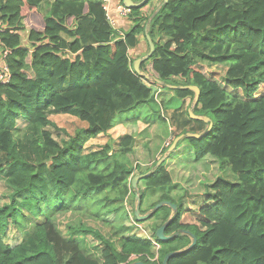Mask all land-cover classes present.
I'll return each instance as SVG.
<instances>
[{
    "label": "trees",
    "instance_id": "obj_1",
    "mask_svg": "<svg viewBox=\"0 0 264 264\" xmlns=\"http://www.w3.org/2000/svg\"><path fill=\"white\" fill-rule=\"evenodd\" d=\"M47 1L0 0V59L7 50L10 71V82L0 84V181L11 191L9 202L0 196V264H162L172 252L180 253L167 264H264V0H168L148 26L147 1L130 10L124 39L107 21L103 0ZM30 15L41 17L43 29H27ZM146 26L155 50L140 72L150 65L162 82L199 88L193 113L213 126L199 139L186 140L196 161H225L238 178L232 183L217 177L194 209L175 202L170 188L164 190L172 177L163 162L152 170L158 158L137 174L116 159L117 152L135 146L132 135L97 143L117 114L155 96L151 87L158 85L133 71L144 55L129 56L140 37L148 52ZM201 62L225 65L222 83L216 71L205 75ZM169 89L182 105L160 119L175 138L204 134L208 124L188 115L194 93ZM56 116L84 126L58 142L50 130L57 129L51 121ZM19 120L25 128L16 136ZM100 161L106 172H87ZM150 170L142 179L143 193L137 189L140 214L169 201L177 206L173 216L164 206L138 222L133 209L134 224L117 228L115 240L94 227L79 224L63 233L56 224L54 219L68 212L107 220L124 208L128 195L135 202L131 181ZM145 190L153 196L162 192L147 210ZM97 202L102 204L88 208ZM170 218L164 234L173 238L159 241L155 233ZM144 224L150 237L133 233ZM182 230L197 240L190 250L192 239ZM90 235L98 242L96 255L81 245Z\"/></svg>",
    "mask_w": 264,
    "mask_h": 264
},
{
    "label": "rangeland",
    "instance_id": "obj_2",
    "mask_svg": "<svg viewBox=\"0 0 264 264\" xmlns=\"http://www.w3.org/2000/svg\"><path fill=\"white\" fill-rule=\"evenodd\" d=\"M148 2L149 3L147 4V7L150 8L151 12L153 13L156 10L155 8L161 4L162 0H148ZM47 3L48 1L45 2L46 5ZM45 12L46 7L44 6L41 10V15H43ZM105 14H114L111 6H109L108 12L106 11ZM25 23L27 25V29H43L40 16L36 17L34 15H30L26 18ZM129 28L130 24H127L123 29H116V32L117 34H124ZM119 31H123L124 33H120ZM22 36L23 44L28 45L26 41V32L22 33ZM146 51L147 45L143 37H140L139 45L136 49L130 51L129 56L131 58L135 56L139 57L145 55L147 53ZM199 66L205 75H209V73L216 71L219 76L217 81L222 83L223 74L226 70L225 65L201 62L199 63ZM145 73L151 75L153 78H157L150 65L146 67ZM163 83L164 86H156L157 92L152 100L139 104L128 112L117 114L113 119L111 127L104 135L99 138L97 142L102 146L106 142L114 143L122 135H132L136 140L135 146L131 151L126 153L117 152L116 159L124 163L127 167H133L135 174L152 166L157 158L159 160L163 159L169 149H167L166 146H168V144L175 139L174 130L169 129V123L167 121L161 120L160 117L167 118L169 113L181 108L182 101L174 95L172 90L166 87L172 86L170 80L164 81ZM185 102H188V100ZM51 121L57 126L56 131L52 129L50 130L54 139H56L58 142L67 141L70 137H73L76 134L78 129L84 126L76 119L68 116L52 117ZM17 126L18 127L15 130V134L16 136H20L24 131L25 122L23 120H19ZM163 151L165 152L162 154ZM113 164L114 163L112 162L108 169H110ZM163 164L166 166V169L169 171L172 177V184L164 190L166 191L170 188L167 193L173 198L175 202L181 200L178 203H182V206L186 209H194L200 202H202V195L206 191V187L210 185L217 177H221L232 183L238 182L237 176L231 171L225 161L220 162L214 160V158L211 157H207L201 162L196 161L193 149L190 147L186 139L178 141L175 148L163 161ZM102 171H107L103 161L92 163L88 165L87 168V172L98 173ZM142 183L143 181L141 180L139 182V187L137 185V189H140L143 193ZM10 192V189L7 188L5 183L0 181V196L4 199V201H10ZM144 193L145 199L142 209L147 210L150 209L151 204L157 201L158 195H160L162 192H157L158 194L155 196L152 195V192L147 190H145ZM123 203L124 208H122L119 212L110 215L109 217H107V215L100 214L102 217H107V220L99 221L93 219L90 216H85L79 213L72 214L70 212L63 213L57 216L54 220L63 233H66L70 226H78L79 224H82L84 226L94 227L102 234L112 237L114 233H116L117 228H120L121 226L128 227L129 223L134 224L132 216L133 209L135 210L137 203L136 198L135 202L132 203L131 196L128 195L124 199ZM101 204L102 202L89 204L88 208H96ZM138 229L133 230L135 235L144 238L150 237L147 224L138 225ZM123 235L125 236L126 232H124ZM117 236L112 237L111 240H115ZM81 245L83 249H90V252H92L93 255L97 254L96 247L98 242L93 239L91 235L84 237L81 241Z\"/></svg>",
    "mask_w": 264,
    "mask_h": 264
},
{
    "label": "water",
    "instance_id": "obj_3",
    "mask_svg": "<svg viewBox=\"0 0 264 264\" xmlns=\"http://www.w3.org/2000/svg\"><path fill=\"white\" fill-rule=\"evenodd\" d=\"M148 0H141L139 2H134L133 0H123L122 1V4L126 7V8H129L130 10L131 9H135V8H140L142 7L143 5H145L147 3ZM168 0H163L162 4L156 9V11L151 15V17L149 18V21L147 23V26L149 24V22L154 18V16L159 12V10L161 9V7L167 3ZM147 26L145 28V38H146V42L148 44V52L146 55L136 59L133 63V71L135 73H137L138 75H140L143 79L147 80V81H151V82H154L155 84H157L158 86H164V83L162 81H160L159 79L157 78H153L151 77V75L149 74H146V73H141L140 72V68L139 66L146 62L147 60H149L153 53H154V50H155V47H154V44L151 40V38L149 37L148 33H147ZM167 88H171V89H181V90H189L191 92L194 93V98H193V102H192V105L190 106V108L188 109V115L190 117V119H193V120H196V121H203L204 123L208 124V129L206 130V132L202 135H199V134H194V133H186V134H183V135H179L178 137H176L169 149H168V152L167 154L163 157V159H160L157 163H156V166L154 167V169L158 166L161 165V163L166 159V157L169 155V153L175 148L176 144L178 143V141L182 140V139H199L201 136L207 134L212 126H213V123L211 122V120L208 118V117H202V116H196L194 113H193V109L196 107V105L198 104V101H199V96H200V90L198 87L196 86H182V87H177V86H166ZM151 96L155 95L156 91H157V87L155 86H152L151 87ZM153 169V170H154ZM151 172V171H150ZM150 172H147L146 174L144 175H136L133 177L132 179V183H131V187L133 189V191L135 192V198H136V206H135V210H134V218L138 221V222H143V221H146L147 219H149L157 210L161 209L162 207L164 206H167L169 207L171 210H172V216L174 215V213L177 211V206L172 204L171 202L169 201H161L159 203H157L153 209L150 211V213H147L145 215H141L140 214V198H139V192L137 190V184L140 180L146 178ZM171 221V218L165 222L159 229H157L155 235H156V238L159 240V241H168L170 239L173 238V236H165L164 234V231H165V228L166 226L170 223ZM181 234H186L188 236L191 237L192 239V243L187 247L186 250H190L191 248H193L196 244V238L194 236H192L191 233L187 232V231H181ZM179 233H176L175 236H178ZM180 252H172V253H168L165 258L163 259V262L162 264H167V262L169 261V259L173 256H176L177 254H179ZM133 264H143L142 262H134Z\"/></svg>",
    "mask_w": 264,
    "mask_h": 264
},
{
    "label": "built area",
    "instance_id": "obj_4",
    "mask_svg": "<svg viewBox=\"0 0 264 264\" xmlns=\"http://www.w3.org/2000/svg\"><path fill=\"white\" fill-rule=\"evenodd\" d=\"M111 0H103V9L108 12ZM113 10V9H112ZM105 11V13H106ZM114 15L120 19H126L130 13V9H127L123 4H118L113 10ZM113 15L106 14L107 21L115 30L118 29L116 18ZM4 32V27L0 21V36ZM118 37L124 39V34H118ZM8 55V51L3 52V56L0 59V84L7 85L10 82V71L7 66L6 56Z\"/></svg>",
    "mask_w": 264,
    "mask_h": 264
},
{
    "label": "crops",
    "instance_id": "obj_5",
    "mask_svg": "<svg viewBox=\"0 0 264 264\" xmlns=\"http://www.w3.org/2000/svg\"><path fill=\"white\" fill-rule=\"evenodd\" d=\"M52 1L53 0H48L49 3L52 2ZM118 2H119V0H111L110 6L112 7L113 10H115L116 5L120 4ZM113 16H115V15L113 14ZM115 18H116V21H117L118 29H123L124 27H126L127 24H129V22L126 19H120V18H118L116 16H115ZM119 32L120 33H124L123 31H119ZM169 129H171V128H169ZM136 167H137V165H136Z\"/></svg>",
    "mask_w": 264,
    "mask_h": 264
},
{
    "label": "bare ground",
    "instance_id": "obj_6",
    "mask_svg": "<svg viewBox=\"0 0 264 264\" xmlns=\"http://www.w3.org/2000/svg\"><path fill=\"white\" fill-rule=\"evenodd\" d=\"M161 4H162V3H161ZM161 4H160V5H161ZM160 5H159V6H160ZM159 6H158V7H159ZM158 7H157V8H158ZM157 8H156V9H157ZM127 9H129V8H127ZM155 11H156V10H155ZM155 11H154V12H155ZM154 12H153V13H154ZM153 13H152V14H153ZM150 17H151V16H150ZM154 17H155V16H154ZM150 22H151V21H150ZM153 169H154V168H153ZM153 169H152V170H153ZM152 170H150V171H152ZM150 171H149V172H150ZM131 183H132V181H131Z\"/></svg>",
    "mask_w": 264,
    "mask_h": 264
},
{
    "label": "flooded vegetation",
    "instance_id": "obj_7",
    "mask_svg": "<svg viewBox=\"0 0 264 264\" xmlns=\"http://www.w3.org/2000/svg\"><path fill=\"white\" fill-rule=\"evenodd\" d=\"M141 1V0H140Z\"/></svg>",
    "mask_w": 264,
    "mask_h": 264
}]
</instances>
